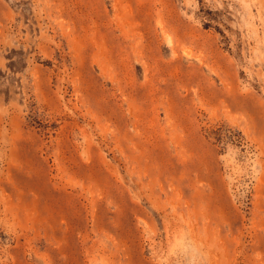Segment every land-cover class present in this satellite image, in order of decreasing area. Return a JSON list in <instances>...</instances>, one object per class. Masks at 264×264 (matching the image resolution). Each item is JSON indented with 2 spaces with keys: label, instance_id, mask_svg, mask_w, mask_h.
Masks as SVG:
<instances>
[{
  "label": "rangeland",
  "instance_id": "374dc122",
  "mask_svg": "<svg viewBox=\"0 0 264 264\" xmlns=\"http://www.w3.org/2000/svg\"><path fill=\"white\" fill-rule=\"evenodd\" d=\"M0 264H264V0H0Z\"/></svg>",
  "mask_w": 264,
  "mask_h": 264
}]
</instances>
